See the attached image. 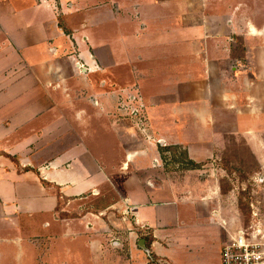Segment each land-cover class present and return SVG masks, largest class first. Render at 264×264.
<instances>
[{
	"label": "crops",
	"instance_id": "obj_1",
	"mask_svg": "<svg viewBox=\"0 0 264 264\" xmlns=\"http://www.w3.org/2000/svg\"><path fill=\"white\" fill-rule=\"evenodd\" d=\"M121 48L149 64L139 87L148 82L150 98L178 99L162 107L180 113L171 126L207 129L235 115V133L264 169V0H0L1 257L22 251L30 233L83 241L90 254L94 227L112 223L147 264L151 254L159 264H221L242 221L219 154L187 147L197 165L178 181L160 148L190 142L135 150L134 138L110 147L78 129L105 116L114 130L104 58L116 54L120 65ZM82 63L102 91L82 80ZM150 98L156 112L163 104ZM44 213L53 217L34 230Z\"/></svg>",
	"mask_w": 264,
	"mask_h": 264
},
{
	"label": "rangeland",
	"instance_id": "obj_2",
	"mask_svg": "<svg viewBox=\"0 0 264 264\" xmlns=\"http://www.w3.org/2000/svg\"><path fill=\"white\" fill-rule=\"evenodd\" d=\"M208 21L213 23L211 19H208ZM190 22H197V18L190 19ZM129 49H132L131 46H129ZM121 50L122 53L124 52L130 57V60L132 59L131 62L126 61L125 54V61H123L124 58H120V62L123 61L120 65L115 64L118 58L116 54L112 56L107 53L104 58V65L108 73L104 76V80L107 82L104 91L111 94V99L108 103L111 110L110 121L114 130L110 128L105 116L92 120L87 128L83 126L78 129H85L93 132V134L95 133V138L97 139L105 138L104 140L111 144L110 147L116 146L114 143L117 144L118 138H125L129 141L130 138H134L135 145L133 147L135 150L145 149L146 146L151 147L152 144V150L156 151L159 143H162L163 146H171L172 142L175 141L181 142L184 140L185 142H190V145L179 144L175 146V149L166 151L160 148L162 151L161 161L170 170L177 172L176 175L174 174V178L178 179V181L183 174L180 169L193 165L188 157L187 147L196 155L204 153L219 154L223 159V165L226 166L227 164L229 167V170H227L229 175L221 171L223 173V189L224 191H227L226 188L228 190L231 189L229 195L232 201H236L242 225H244L245 219L244 211L246 209L251 211V203L258 206L259 211L264 213V169L260 167L244 137L239 132L235 133L237 131L234 126L235 115L234 118L226 122L216 120V123L207 129L197 127L194 123L189 128L184 129L171 126L174 118H178L181 121L182 118L178 117L180 113L167 114L162 107L168 101L166 100L167 98L175 101L178 99L174 96L170 98L166 96L167 94L162 95V98H150L151 92L150 94L148 92L151 86H149L148 82L143 87H139V78L144 77L148 81L150 79V73L147 71L149 64L139 66V63H135L133 60V53L128 55L123 48ZM237 53L241 55V52L237 51ZM78 64L80 65V62ZM85 68L82 63V68L79 71L82 80L86 84L95 82V90L102 91L97 81L99 75L92 73L87 76L85 75ZM178 68L180 69L181 67ZM121 76H124V79H121ZM178 88L180 93L186 92L182 90L181 86ZM184 89L188 88L184 87ZM149 98L150 102H157L158 104L160 101L163 105L158 104L156 106L157 111L150 112L145 105L147 104L146 100ZM187 118L185 116V119ZM40 123L41 121L36 122V124ZM228 124L230 125L228 126ZM195 126L196 128H194ZM257 130L264 137L263 124ZM202 137L206 139L203 141ZM53 150H55V147L50 149V152ZM112 173H115V171H112ZM51 216L53 217L51 213L35 215L34 219L36 221L33 222L32 228L34 230L42 229L43 221L52 218ZM38 220L40 223L37 222ZM91 234L96 235V237L93 240L95 246L92 247L90 243L87 246L90 250L89 254L84 247L83 241L81 244L79 240L76 241L73 238L61 240L58 236H55L58 234L53 233L50 235L30 233L23 237L24 246L22 251L17 248L13 250V253L17 251L8 258L0 256V264H147V259L142 261L135 254L131 255L128 253L129 248H131L128 234L120 233L114 224L110 223L109 226L98 224L94 227ZM227 236L229 237V233H227ZM146 252L148 254L151 253L149 250H146ZM149 261L159 264L153 254L149 255Z\"/></svg>",
	"mask_w": 264,
	"mask_h": 264
},
{
	"label": "built area",
	"instance_id": "obj_3",
	"mask_svg": "<svg viewBox=\"0 0 264 264\" xmlns=\"http://www.w3.org/2000/svg\"><path fill=\"white\" fill-rule=\"evenodd\" d=\"M251 220L230 236L222 249V264H264V213L251 203Z\"/></svg>",
	"mask_w": 264,
	"mask_h": 264
},
{
	"label": "trees",
	"instance_id": "obj_4",
	"mask_svg": "<svg viewBox=\"0 0 264 264\" xmlns=\"http://www.w3.org/2000/svg\"><path fill=\"white\" fill-rule=\"evenodd\" d=\"M238 50L241 52V53H244V48L242 47V44L239 46ZM176 147H167V149H175ZM256 158V157H255ZM223 160V159H222ZM221 160V164L223 166V168H225L226 170H229V167L228 165L226 164V166L223 165V161ZM193 163V162H192ZM197 164L196 163H193V165L191 167H195ZM27 169H32V168H27ZM242 205V204H241ZM249 205V204H248ZM239 206H240V203H239ZM244 214H245V219H244V225H248L250 223V220H251V211L250 209H246L244 211Z\"/></svg>",
	"mask_w": 264,
	"mask_h": 264
},
{
	"label": "water",
	"instance_id": "obj_5",
	"mask_svg": "<svg viewBox=\"0 0 264 264\" xmlns=\"http://www.w3.org/2000/svg\"><path fill=\"white\" fill-rule=\"evenodd\" d=\"M144 248H145L146 250H148L147 247H144Z\"/></svg>",
	"mask_w": 264,
	"mask_h": 264
}]
</instances>
